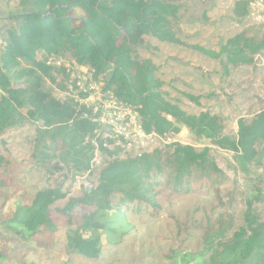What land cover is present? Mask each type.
Returning a JSON list of instances; mask_svg holds the SVG:
<instances>
[{"label": "trees", "instance_id": "1", "mask_svg": "<svg viewBox=\"0 0 264 264\" xmlns=\"http://www.w3.org/2000/svg\"><path fill=\"white\" fill-rule=\"evenodd\" d=\"M21 1L26 11L13 17L16 27L6 31L2 39L0 138L18 125L21 113L29 122L40 125V133L59 151L64 164L90 172L93 140L101 154L112 159L95 167V187L85 189L59 211L69 227V251L89 261L104 259L130 235L129 215L159 216V192L176 199L190 195L210 197L215 207L222 208L220 187L226 176L209 157L207 147L196 151L174 142L125 158H119L118 148H104V139L95 134L96 125L90 121L88 110L73 99L60 102L42 89L45 78L54 82L51 73L55 67L48 65L51 58L69 54L76 65L93 70L104 92L137 113L146 135L165 138L178 134L183 127L195 138L233 153L242 170L264 159V110L250 122L239 120L235 138L224 136L220 118L208 112L189 115L168 101L152 61L133 57V51L146 37L184 45L170 28L182 0ZM247 5V1L235 4V18L247 16ZM190 48L210 59L223 60V68L228 71L252 64L254 57L264 51V41L238 34L217 52L199 46ZM63 70L59 68L58 72ZM14 74L27 78L24 86L13 87ZM184 97L197 106L201 99L188 94ZM12 162L0 142V264H66L67 254L53 251L52 243L44 237L55 234L51 208L65 194L58 187L15 198L4 176ZM259 202V196L247 201L243 226L229 244L218 245L233 229L232 216L215 220L207 217L200 250L171 251L167 264H254L259 257L264 258V224L254 213ZM78 207L86 211L80 224L72 228L73 211ZM179 226L175 222V227ZM140 249L145 250L144 255L150 252L144 244Z\"/></svg>", "mask_w": 264, "mask_h": 264}, {"label": "rangeland", "instance_id": "2", "mask_svg": "<svg viewBox=\"0 0 264 264\" xmlns=\"http://www.w3.org/2000/svg\"><path fill=\"white\" fill-rule=\"evenodd\" d=\"M239 1L248 2L247 16L243 19L235 18L233 14ZM256 2L260 6L255 5ZM179 6L177 19L171 21L170 28L184 45L160 43L146 37L133 51V57L138 61H152L168 101L189 115L198 116L208 112L217 116L223 121V135L235 138L239 120L250 122L264 110V51L254 57L252 64L225 71L223 60L210 59L190 47L199 46L217 52L228 39L238 34L256 42L264 41V0H182ZM25 8L21 0H0V56L5 32L16 27L13 17L24 13ZM48 62L55 67L51 73L54 82L45 78L42 89L60 102L71 99L67 92L66 71L76 67L72 57L65 54L61 59ZM21 68L24 69V66ZM59 68L64 70L58 72ZM18 77L15 74L12 76L13 87L25 85L27 78ZM186 94L200 97L199 105L189 102L184 97ZM40 130L39 124L29 122L20 113L18 125L7 130L0 138L13 161L11 169L4 176L17 199H23L24 194L27 198L38 191L58 187L65 194V198L51 208L55 234L44 237L52 243L53 251L67 254L66 264H167L171 251L200 250L207 217L215 220L232 216V231L218 243L219 246L227 245L232 241V235L243 226L247 201L257 196L261 202L255 204L254 213L264 224V159H258L242 170L233 153L219 149L208 140L195 138L181 127L178 134L165 138L152 136L141 145L140 150L134 146L131 153H121L119 158L134 157L174 142L192 146L196 151L207 147L210 149L209 157L226 176L225 184L220 187L224 206L215 207L210 197L190 195L176 199L166 192H159L158 217L129 215L131 233L126 242L100 261L85 260L69 251L66 244L69 227L59 211L69 201L79 198L85 189L97 185L98 167L83 172L71 164H64L59 151ZM91 142V147H95L94 140ZM111 160L102 154V163ZM85 211L83 207L73 211L72 228L80 224V217ZM175 222L180 224L179 228L175 227ZM141 244L150 252L144 255ZM254 264H264V258L259 257Z\"/></svg>", "mask_w": 264, "mask_h": 264}, {"label": "built area", "instance_id": "3", "mask_svg": "<svg viewBox=\"0 0 264 264\" xmlns=\"http://www.w3.org/2000/svg\"><path fill=\"white\" fill-rule=\"evenodd\" d=\"M255 5L260 6L259 2ZM48 65H52L51 62H48ZM66 72L67 92L78 106L90 112L89 119L96 125L95 134L103 136L104 148H118L121 153H131L134 146L140 150L141 145L152 137L144 133L139 117L133 109L124 106L111 93L103 91V83L94 79L93 70L76 65L74 69ZM94 144L91 169L100 165L102 156L97 144Z\"/></svg>", "mask_w": 264, "mask_h": 264}]
</instances>
